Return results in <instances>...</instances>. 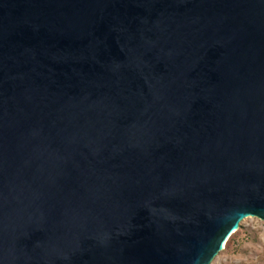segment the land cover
Returning a JSON list of instances; mask_svg holds the SVG:
<instances>
[{"label": "water", "instance_id": "water-1", "mask_svg": "<svg viewBox=\"0 0 264 264\" xmlns=\"http://www.w3.org/2000/svg\"><path fill=\"white\" fill-rule=\"evenodd\" d=\"M264 221V0H0V264H209Z\"/></svg>", "mask_w": 264, "mask_h": 264}, {"label": "rangeland", "instance_id": "rangeland-1", "mask_svg": "<svg viewBox=\"0 0 264 264\" xmlns=\"http://www.w3.org/2000/svg\"><path fill=\"white\" fill-rule=\"evenodd\" d=\"M209 264H264V221L255 216L242 219Z\"/></svg>", "mask_w": 264, "mask_h": 264}]
</instances>
